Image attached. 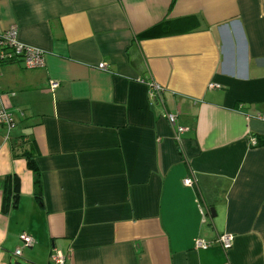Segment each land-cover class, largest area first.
<instances>
[{"label":"crops","instance_id":"crops-1","mask_svg":"<svg viewBox=\"0 0 264 264\" xmlns=\"http://www.w3.org/2000/svg\"><path fill=\"white\" fill-rule=\"evenodd\" d=\"M11 26L44 65H0V264H264V0H0Z\"/></svg>","mask_w":264,"mask_h":264},{"label":"built area","instance_id":"built-area-1","mask_svg":"<svg viewBox=\"0 0 264 264\" xmlns=\"http://www.w3.org/2000/svg\"><path fill=\"white\" fill-rule=\"evenodd\" d=\"M20 62L23 68L32 70L41 68L44 65V53L39 48L26 45L18 38V29L16 26H11L7 30L0 33V65ZM98 68L105 70L103 64H99ZM56 83L51 82V87H55ZM211 88L218 87L211 85ZM150 98L162 103L161 88L159 86H150ZM166 120L170 127L175 129V136L185 131V128L177 123V117L171 113H166ZM0 124L5 126L7 130L14 127V120L12 115L5 109H0ZM186 187H192L193 181L186 178L183 181ZM202 221H205V211L201 210ZM208 215V214H207ZM209 216V215H208ZM23 247H31L34 243L33 239L27 234H21L19 237ZM233 237L227 234L218 235L213 241H206L198 238L194 241L193 247L195 250H206L213 244L219 245L224 251L231 249ZM20 249L15 250L14 255L20 256ZM50 264H67L66 256L59 250H54L50 256Z\"/></svg>","mask_w":264,"mask_h":264},{"label":"trees","instance_id":"trees-1","mask_svg":"<svg viewBox=\"0 0 264 264\" xmlns=\"http://www.w3.org/2000/svg\"><path fill=\"white\" fill-rule=\"evenodd\" d=\"M27 167L33 173L34 177V190L36 196L40 195L41 184L37 168L31 157H26ZM19 199V183L14 175L8 176L2 185V210L5 212L11 208H14Z\"/></svg>","mask_w":264,"mask_h":264}]
</instances>
